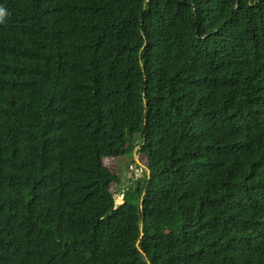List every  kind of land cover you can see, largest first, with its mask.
<instances>
[{
  "label": "trees",
  "instance_id": "trees-1",
  "mask_svg": "<svg viewBox=\"0 0 264 264\" xmlns=\"http://www.w3.org/2000/svg\"><path fill=\"white\" fill-rule=\"evenodd\" d=\"M0 9V264H264V0Z\"/></svg>",
  "mask_w": 264,
  "mask_h": 264
},
{
  "label": "rangeland",
  "instance_id": "rangeland-1",
  "mask_svg": "<svg viewBox=\"0 0 264 264\" xmlns=\"http://www.w3.org/2000/svg\"><path fill=\"white\" fill-rule=\"evenodd\" d=\"M135 150H130L128 151L126 154L124 155H120L117 157H106L104 158L103 162L106 166H108L110 169L112 168V170L114 169V171L119 174V176L121 177V183L119 184V187H121V189L126 192V193H133L134 192V184L136 183L137 178L136 177H132L131 176V171L128 168V165L130 163H133V159L134 158H138V155L134 154ZM145 165L146 163H138V165ZM146 172V171H145ZM145 172L143 173V175L145 174ZM142 175V176H143ZM117 187V186H116ZM115 188V187H114ZM117 189V188H115ZM116 191V190H114ZM124 192H120L116 193V203H122V195Z\"/></svg>",
  "mask_w": 264,
  "mask_h": 264
},
{
  "label": "built area",
  "instance_id": "built-area-1",
  "mask_svg": "<svg viewBox=\"0 0 264 264\" xmlns=\"http://www.w3.org/2000/svg\"><path fill=\"white\" fill-rule=\"evenodd\" d=\"M129 170L131 171V176L139 177L143 173L144 168L142 165L131 163L129 165Z\"/></svg>",
  "mask_w": 264,
  "mask_h": 264
},
{
  "label": "clouds",
  "instance_id": "clouds-1",
  "mask_svg": "<svg viewBox=\"0 0 264 264\" xmlns=\"http://www.w3.org/2000/svg\"><path fill=\"white\" fill-rule=\"evenodd\" d=\"M0 14H3V10L2 9H0ZM137 154V153H136ZM138 155V154H137ZM136 159V158H135ZM137 160H139V155H138V158H137ZM133 163H135V162H133ZM138 163H143V162H140V160H139V162L137 161V163L136 164H138ZM131 164V163H130ZM129 164V165H130ZM129 165H128V168H129ZM139 165H141V164H139ZM143 166V168H144V170H143V173L146 171L147 172V167L143 164L142 165ZM143 173L141 174V176L143 175ZM141 176H139V177H141ZM132 177H135V176H133L132 175ZM139 177H136V178H139ZM121 192H124L123 190H121ZM125 193V192H124ZM124 193H123V195H124ZM123 195H122V197H123Z\"/></svg>",
  "mask_w": 264,
  "mask_h": 264
},
{
  "label": "water",
  "instance_id": "water-1",
  "mask_svg": "<svg viewBox=\"0 0 264 264\" xmlns=\"http://www.w3.org/2000/svg\"><path fill=\"white\" fill-rule=\"evenodd\" d=\"M137 161L139 162V160H137ZM147 172L149 173V169H147ZM119 204H120V203H118V204L116 203V206H118Z\"/></svg>",
  "mask_w": 264,
  "mask_h": 264
},
{
  "label": "crops",
  "instance_id": "crops-1",
  "mask_svg": "<svg viewBox=\"0 0 264 264\" xmlns=\"http://www.w3.org/2000/svg\"><path fill=\"white\" fill-rule=\"evenodd\" d=\"M134 154L136 155V149H135V152H134ZM112 169V168H111ZM114 170V169H113Z\"/></svg>",
  "mask_w": 264,
  "mask_h": 264
}]
</instances>
